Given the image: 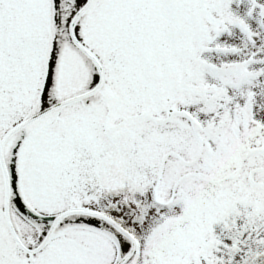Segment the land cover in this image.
I'll list each match as a JSON object with an SVG mask.
<instances>
[{
	"label": "snow or ice",
	"instance_id": "obj_1",
	"mask_svg": "<svg viewBox=\"0 0 264 264\" xmlns=\"http://www.w3.org/2000/svg\"><path fill=\"white\" fill-rule=\"evenodd\" d=\"M0 264H264V0H0Z\"/></svg>",
	"mask_w": 264,
	"mask_h": 264
}]
</instances>
